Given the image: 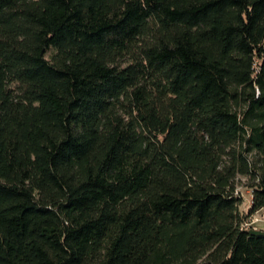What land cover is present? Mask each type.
I'll list each match as a JSON object with an SVG mask.
<instances>
[{
	"label": "trees",
	"instance_id": "trees-1",
	"mask_svg": "<svg viewBox=\"0 0 264 264\" xmlns=\"http://www.w3.org/2000/svg\"><path fill=\"white\" fill-rule=\"evenodd\" d=\"M257 210L264 0H0V264H264Z\"/></svg>",
	"mask_w": 264,
	"mask_h": 264
},
{
	"label": "rangeland",
	"instance_id": "rangeland-1",
	"mask_svg": "<svg viewBox=\"0 0 264 264\" xmlns=\"http://www.w3.org/2000/svg\"><path fill=\"white\" fill-rule=\"evenodd\" d=\"M244 179L239 178L238 182L236 184V192L241 197V201L239 203V210H241L243 213H246L248 207H249V200H250V191L244 186ZM249 222H251V225L253 227L258 228H264V211L263 210H257L253 212L249 216Z\"/></svg>",
	"mask_w": 264,
	"mask_h": 264
},
{
	"label": "built area",
	"instance_id": "built-area-1",
	"mask_svg": "<svg viewBox=\"0 0 264 264\" xmlns=\"http://www.w3.org/2000/svg\"><path fill=\"white\" fill-rule=\"evenodd\" d=\"M248 224H251V222H249Z\"/></svg>",
	"mask_w": 264,
	"mask_h": 264
}]
</instances>
